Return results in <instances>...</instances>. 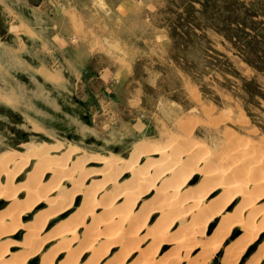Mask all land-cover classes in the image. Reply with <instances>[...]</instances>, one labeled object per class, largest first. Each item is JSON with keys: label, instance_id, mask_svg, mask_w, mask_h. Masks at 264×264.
<instances>
[{"label": "rangeland", "instance_id": "rangeland-1", "mask_svg": "<svg viewBox=\"0 0 264 264\" xmlns=\"http://www.w3.org/2000/svg\"><path fill=\"white\" fill-rule=\"evenodd\" d=\"M184 120L198 122L194 135L210 147L224 128L264 144V0H0V155L62 143L81 156L127 159L138 143L177 135ZM263 242L238 264L257 263ZM52 246L35 264L51 253L54 264L77 257H57ZM9 250L11 260L25 258L23 248ZM222 261L223 250L209 264Z\"/></svg>", "mask_w": 264, "mask_h": 264}, {"label": "bare ground", "instance_id": "bare-ground-1", "mask_svg": "<svg viewBox=\"0 0 264 264\" xmlns=\"http://www.w3.org/2000/svg\"><path fill=\"white\" fill-rule=\"evenodd\" d=\"M184 121L176 125L177 135L138 143L127 159L81 156L62 143H27L25 152L1 154L0 264H35L50 245L57 257L77 256L65 264H76L85 254L86 264H102L114 250L107 264H209L221 250L222 264L243 261L264 237V144L224 128L210 147L194 135L198 122ZM74 204L77 211L48 230ZM237 231V243L226 246ZM20 235L16 245L12 239ZM17 246L25 258L11 260L9 248ZM164 246L169 250L160 255ZM260 252L255 264H264ZM50 256L43 255L40 264H54L56 257Z\"/></svg>", "mask_w": 264, "mask_h": 264}, {"label": "crops", "instance_id": "crops-1", "mask_svg": "<svg viewBox=\"0 0 264 264\" xmlns=\"http://www.w3.org/2000/svg\"><path fill=\"white\" fill-rule=\"evenodd\" d=\"M28 24V23H27ZM28 28V27H27ZM29 29V28H28Z\"/></svg>", "mask_w": 264, "mask_h": 264}]
</instances>
